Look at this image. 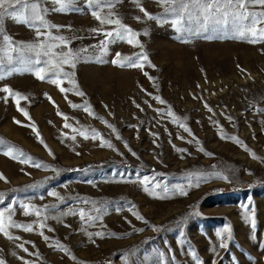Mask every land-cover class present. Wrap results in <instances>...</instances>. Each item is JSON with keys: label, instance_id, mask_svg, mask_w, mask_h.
Instances as JSON below:
<instances>
[{"label": "rangeland", "instance_id": "374dc122", "mask_svg": "<svg viewBox=\"0 0 264 264\" xmlns=\"http://www.w3.org/2000/svg\"><path fill=\"white\" fill-rule=\"evenodd\" d=\"M41 3L45 19L60 26L51 30L53 36L68 38L74 51L88 49L75 69L65 66L84 95L75 94L68 78L62 86L70 91L62 93L24 65L16 64L11 74L6 73L13 65L0 68V89L27 96L20 106L31 118L0 91V211L7 216L11 210L16 223L34 225L32 232L8 229L18 239L0 233V259L5 264H196L194 252L202 264H264V42L252 44L234 32L194 36L173 26V17L148 19L139 10L160 16L164 6L157 0H139V6L120 0L111 11L139 33L135 39L142 47L126 38L108 43L105 54L93 47L104 37L90 31L101 25L85 0H78L79 10L67 11L54 10L59 6L53 0ZM0 31L17 42L35 39L32 28L12 19L0 21ZM116 53L121 58L143 53L148 59L140 61L142 68H122L111 63ZM69 101L89 106L92 115ZM64 116L72 128L64 127ZM73 129L88 130V138ZM9 146L33 160L22 163L19 152L17 159L5 155ZM144 177L151 181L148 192L140 183ZM85 199L103 209L92 224L79 218V209L92 208ZM22 204L30 205L32 214L25 215ZM34 209L41 211L39 218ZM70 210L77 214L62 215ZM246 211L254 215L255 229L246 222ZM226 226L231 239L220 248L217 233Z\"/></svg>", "mask_w": 264, "mask_h": 264}, {"label": "snow or ice", "instance_id": "6c2138e0", "mask_svg": "<svg viewBox=\"0 0 264 264\" xmlns=\"http://www.w3.org/2000/svg\"><path fill=\"white\" fill-rule=\"evenodd\" d=\"M120 0H85L86 7L91 10L90 14L92 17L98 21L101 25L100 28H92L90 31L92 33L100 34L104 37V40L100 42L98 46L100 47L103 53H107L108 43L115 42L117 40L124 41L127 38V43L133 44L134 46H140L139 40L135 39L138 37L139 33L134 32L131 28L124 25L119 17L111 11L115 7V3H119ZM135 3L139 6V0H134ZM157 2L164 6L163 13L160 16H151L143 7H140V11L144 13L148 19H155L158 21H165L167 17H173L172 24L173 26L183 27L189 34L194 36H199L203 33H217V32H234L235 38L246 40L249 43L256 44L264 42V0H157ZM55 5H58V8L54 10L58 11H67V10H79L76 8L78 0H53ZM261 10H253L255 8ZM107 8L109 11L104 13V9ZM47 9L42 7L41 0H0V21L5 19H12L14 22H20L28 25L35 32V39L33 42H17L14 41L10 36L5 34L3 31H0V68H4L5 65H13L8 69L6 74H11L14 71H17L16 64L24 65L25 71L32 72L38 79L54 83L59 87V90L62 93H67L70 89H66L62 86L63 79L68 78L74 86V92L76 95L83 96L84 93L75 86V81L72 79L75 76L74 72L65 71V66H68L72 69L76 68L77 62L81 60V53L87 52L88 49L82 48L79 50H72L68 45L70 40L63 36H53L52 29L59 30L60 26L55 24H50L44 16V13ZM139 19V17H137ZM112 25L115 26L112 30H105L103 26ZM44 29V31H42ZM205 39H212V35H205ZM59 41V43H56ZM185 43L190 42L188 40L183 41ZM61 49L56 51L55 49ZM66 49V50H65ZM116 59L111 61L112 64L119 67H129V68H142L143 63L140 61H146L148 59L146 54H138L137 56H128L121 58L120 53H116ZM85 62H87L85 60ZM98 63H106L103 59H98ZM239 67V66H238ZM147 75V73H145ZM3 78V76H0ZM151 79V77H149ZM0 91L7 93L8 97H14L17 110L21 112L25 117H29L27 111L20 106L21 101L27 100L28 97L21 94L20 92H14L11 88L4 87ZM50 99V98H49ZM161 104L165 103L160 97H155ZM5 102H7V97H5ZM71 107H83V110L89 112V106H80L71 104ZM137 107H139L137 105ZM58 115H63L59 111ZM89 115H92L89 112ZM169 115H174L169 111ZM65 120L64 127L72 128V125L67 123L68 117H63ZM175 119V117H174ZM17 124L20 121H15ZM106 123V122H105ZM185 127L184 125H180ZM33 131L36 132V135L39 136V132L36 130L35 125H31ZM111 127V125H109ZM79 134L88 138V130H77ZM185 131L188 129L185 127ZM98 133L95 130L91 132V138L96 139ZM75 136H72L71 139H75ZM43 142V141H41ZM3 143V141H0ZM103 145L112 147L111 143L104 141ZM102 145V146H103ZM16 152H19V157L22 163H29L33 160L31 156L25 157V154L22 150L15 149L13 146L7 147L5 155L17 159L15 155ZM51 154V152H50ZM35 167H41V164L34 163ZM217 178L228 180L229 177L222 174H215ZM0 178L2 174H0ZM154 179V178H153ZM143 184L144 190L149 191V181L148 177H144L140 181ZM196 186H199L198 184ZM156 188L161 187L159 183L155 184ZM177 191L181 195H187V192L182 188L177 186ZM154 191V189H153ZM163 191L167 193L169 188L164 186ZM50 195L56 196V193H49ZM150 194H153L150 192ZM2 195V194H0ZM62 199V198H61ZM85 204H92V208L89 211L81 208L79 209V218L81 221L86 224H92L96 220L102 218V207H97L96 201L83 200ZM22 209H24L25 215L32 213L28 212L30 205L22 204ZM55 205L49 206L45 209V212L49 208H55ZM247 208V206H245ZM92 213H95L93 215ZM34 214L36 217L41 216V211L39 209H34ZM76 215L75 210H70L68 213H62V215ZM134 215H137L134 213ZM49 217L44 216V220H47ZM52 219H59V217H51ZM245 220L251 225L252 229L256 227V220L254 215H249L246 211ZM137 219H143V217L137 215ZM38 227L43 229L46 225L42 222H38ZM11 228H20L25 232H32L34 230V225L29 224H19L12 219L11 210H8L7 216L5 212L0 211V233L4 234L8 239H18L13 237L8 229ZM52 231V229H49ZM142 231V229H141ZM41 236H44V233L41 231L39 233ZM96 236H102V233H95ZM217 237L220 239L219 247L227 248L228 241L231 239V228L225 227L221 232L217 233ZM91 238V234H90ZM44 239L47 241L48 237L44 236ZM23 251L27 252L28 249L24 248V245H19ZM57 247L64 252L69 250L62 245L57 244ZM162 255V254H161ZM75 259V257H72ZM193 258L196 259V264H202V262L196 258L195 253L193 252ZM0 264H5L3 259H0ZM83 264V262H80Z\"/></svg>", "mask_w": 264, "mask_h": 264}]
</instances>
